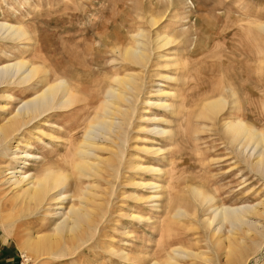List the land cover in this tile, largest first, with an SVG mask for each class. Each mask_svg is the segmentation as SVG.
Returning a JSON list of instances; mask_svg holds the SVG:
<instances>
[{
    "label": "rangeland",
    "instance_id": "rangeland-1",
    "mask_svg": "<svg viewBox=\"0 0 264 264\" xmlns=\"http://www.w3.org/2000/svg\"><path fill=\"white\" fill-rule=\"evenodd\" d=\"M0 21L19 24L30 37L20 42L1 40L0 65L22 53L50 71L56 68L60 75L66 74L73 85L83 88L80 95L87 101L99 102L116 74L134 73L139 84L129 99L133 111L124 127L122 152L112 149L118 155L119 173L111 179L113 190L103 198L108 203L105 219L92 235L93 241L88 240L75 253L69 250L65 256L36 257L28 253L30 258L24 259V239L30 233L48 232L53 218L44 217L41 211L20 217L17 211H10L7 201L1 200L0 264H125L107 252L108 245L128 253L126 264H138L133 260L159 250L161 241L178 242L222 264L223 255H213L209 250L208 234L201 225V220L210 215L209 210L200 206L195 218L189 187L212 191L226 206L255 205L264 197V175L249 169L242 156L231 153L221 128L224 120L236 116L264 127V30L258 27L264 25V0H0ZM164 35L169 40L160 45L159 37ZM137 42L145 43L147 50L146 60L140 65L123 60L120 54ZM25 88H9L12 97L0 99L4 107L0 119L33 95ZM219 95L225 97V105L214 117L201 116L204 102ZM158 101H165L172 109L157 106L154 102ZM79 105L82 102L64 115L53 116L51 122L57 127L41 126L45 135L28 128L23 132L22 140L26 141L21 148L25 150L29 141L28 152L50 160L60 158L64 151L61 155L58 149L69 139L72 146L78 143L88 128ZM154 117L168 121L161 123ZM156 125L168 133L155 134L150 129ZM91 130L95 136L102 131L99 127ZM109 137L103 144L118 146ZM156 147L161 151L149 149ZM9 159L10 155L0 154V168ZM29 162L23 170L26 174L36 173L37 161ZM136 163L150 164L157 170L134 168ZM9 164L18 165L12 160ZM129 179L157 182L160 188L135 187ZM3 180L0 171V192H7L8 198V185ZM86 183L84 179L83 185ZM102 187L111 188L106 184ZM76 189L73 185L66 189L67 194L71 193L66 209L70 203L77 204ZM154 194L158 197L151 198ZM174 199L191 220L176 223L174 235H164L163 239L160 221L167 219L166 203ZM224 228L222 232L227 234L229 227ZM260 233L261 241L264 224ZM262 242L256 260L252 259L253 253L246 264L264 262V239ZM191 262L186 260V264ZM195 264L212 263L197 259Z\"/></svg>",
    "mask_w": 264,
    "mask_h": 264
},
{
    "label": "bare ground",
    "instance_id": "bare-ground-1",
    "mask_svg": "<svg viewBox=\"0 0 264 264\" xmlns=\"http://www.w3.org/2000/svg\"><path fill=\"white\" fill-rule=\"evenodd\" d=\"M151 20L153 22L154 18ZM258 27L264 30V25H258ZM28 39H30L29 34L19 24L0 21V41L20 42ZM159 40V44L163 45L169 40V37L167 35L160 36ZM145 45V43L137 42L135 46L124 48L120 53L122 59L129 63L142 64L147 57ZM111 82L114 84L109 85L103 97L101 96L102 99H98L99 102L92 98L87 101L85 97L83 98V94L80 95L83 88L76 84L73 85L66 74L60 75L56 68L50 71L42 63L25 58L22 53L14 56L13 60L0 65V99H10L12 95L9 88L13 87L18 89L25 86V89L33 91V95L26 100H21L13 112L7 113L0 119V154L2 156L10 155V162L12 160L18 163L17 166H12L9 164L10 162H5L0 168L4 176L3 181L8 185L10 194V197L7 198L5 195L7 192L3 194L1 191L0 201H7L10 211H17L20 217L33 212L38 214L41 211L44 217L51 216L53 218L48 232L30 233L24 239L23 250H26H24V259L30 258L28 253L34 254L36 257L47 256L49 258L65 256L71 249L72 253H75L79 246L86 244L90 239L92 240V235L95 234L104 217L105 209H107L105 206L108 203L103 198L107 195L106 193L113 190L111 179L115 180L119 173L120 163L115 151L118 149L119 152H122L120 145L123 143L124 127L129 123V116L133 111L129 99L131 92L137 90L139 85L134 73L131 72L116 74ZM163 92L161 94H164ZM96 96L94 95V97ZM83 101H85L84 104ZM81 102L82 106L79 105V109L84 111L83 120L87 121L88 128L78 143L72 146V140L69 139L65 142V146L58 149L57 153L62 155L60 152L63 149L64 155L55 160L36 156L28 152L29 141L26 143L25 150L21 148L20 145L26 141L22 140L23 132H26L28 128L34 127L36 133L39 132L41 136L45 135L41 126L57 127L55 123L51 122V118L56 115H64L65 111L69 109L71 111V108ZM225 102L226 99L223 95L208 99L202 106L201 116L208 117L207 119L214 117L225 105ZM126 103L128 105H125ZM154 103L167 110L172 109L165 101ZM3 108L0 106V109ZM155 119L161 123L168 121L165 117ZM94 127L102 129L96 136L91 130ZM221 128L231 153L242 156L241 160L249 169L256 171L261 176L264 175V127H256L236 116L224 120ZM150 130L155 134L168 133L166 128L157 125ZM107 136L111 139L112 144L118 146H105L102 141ZM113 148L115 151H112ZM149 149L154 153L161 151L159 147ZM149 149L147 148L148 151ZM104 152H107L108 155L102 156L101 154ZM30 160L37 161L39 169L36 173L26 174L23 168L30 165ZM133 167L145 171L157 170L150 164L143 166L136 163L133 164ZM84 179L88 181L86 185H83ZM128 182L135 187L150 188L156 191L160 188L157 182L152 181L129 179ZM104 184L111 188L105 187L106 189H104L102 187ZM70 185L77 188L75 198L78 202L77 204L70 203L66 209L64 205L68 199H71V193H66V189ZM205 190L192 185L189 187L188 195L195 204V218H197V210L200 206L209 210L210 215L201 220L202 228L208 234L207 243L211 248L209 250L213 255L218 256L219 253L223 255V257L221 256L222 264H246L253 253L255 254L252 259L256 260L257 255L261 252L264 239L263 236L262 240H259L264 224V197L255 205L226 206L221 201H217L212 191ZM213 192L215 191L213 190ZM132 197L140 200L136 194H133ZM150 197L158 196L154 194ZM173 201L175 202L176 199ZM173 201H167L164 212L167 219L160 221L164 229L163 235L160 231L161 238L165 237L164 235L166 238L171 237L174 235V230L176 231V223L179 224L186 218L190 219L188 212L178 206L176 202L175 205ZM172 203L175 206H172ZM129 216L140 219V216L133 214H129ZM224 226L229 227L227 234L222 232L225 229ZM166 229L168 230L165 233ZM161 242L159 250L133 261L138 264H186V260H188V262L192 261L189 264H195L197 259H203L212 264L216 263L212 262L211 258H205L206 255L203 257L202 252H194L178 242L166 241L167 244L165 241ZM106 250L111 256H115L122 262L127 263L130 259L124 249L114 250L108 245ZM220 263L218 261V264Z\"/></svg>",
    "mask_w": 264,
    "mask_h": 264
}]
</instances>
